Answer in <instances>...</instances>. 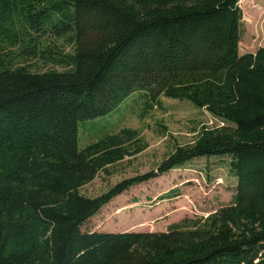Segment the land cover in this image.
I'll return each instance as SVG.
<instances>
[{
  "label": "trees",
  "instance_id": "1",
  "mask_svg": "<svg viewBox=\"0 0 264 264\" xmlns=\"http://www.w3.org/2000/svg\"><path fill=\"white\" fill-rule=\"evenodd\" d=\"M241 32L239 0H0V264H264V45L240 54ZM137 91L145 111L186 100L223 124L83 195L145 145L121 128L79 147L80 123ZM200 157L228 159L230 204L165 231L82 230L131 186Z\"/></svg>",
  "mask_w": 264,
  "mask_h": 264
},
{
  "label": "rangeland",
  "instance_id": "2",
  "mask_svg": "<svg viewBox=\"0 0 264 264\" xmlns=\"http://www.w3.org/2000/svg\"><path fill=\"white\" fill-rule=\"evenodd\" d=\"M239 7L242 32L238 50L243 54L264 45V0H239ZM142 94L137 91L110 114L80 123L79 147L94 142L103 133L121 128L136 130L145 145L139 153L109 166V174L99 172L81 187L83 195H100L121 179L156 167L174 144L192 141L201 125L223 124L186 100L160 97L161 106L145 111ZM235 187L236 179L229 172L227 158H196L180 168L131 186L103 205L82 225V230L165 231L184 217L205 216L230 204ZM170 190H176V195L159 199Z\"/></svg>",
  "mask_w": 264,
  "mask_h": 264
}]
</instances>
